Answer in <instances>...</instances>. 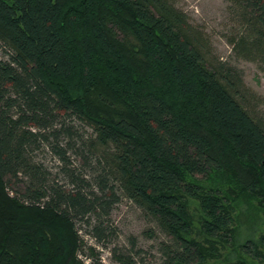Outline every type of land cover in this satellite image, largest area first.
I'll list each match as a JSON object with an SVG mask.
<instances>
[{
    "label": "trees",
    "instance_id": "obj_1",
    "mask_svg": "<svg viewBox=\"0 0 264 264\" xmlns=\"http://www.w3.org/2000/svg\"><path fill=\"white\" fill-rule=\"evenodd\" d=\"M233 1L264 55V0ZM0 40V264H88L77 219L101 241L121 197L173 237L164 264L264 257V124L167 0H0Z\"/></svg>",
    "mask_w": 264,
    "mask_h": 264
},
{
    "label": "rangeland",
    "instance_id": "obj_2",
    "mask_svg": "<svg viewBox=\"0 0 264 264\" xmlns=\"http://www.w3.org/2000/svg\"><path fill=\"white\" fill-rule=\"evenodd\" d=\"M167 1L183 14L185 30L206 65L217 72L249 114L264 124V55L251 44L252 29L242 6L233 0ZM7 57L8 50L0 40V59ZM69 120L79 126L85 137L94 136L89 125L76 118ZM35 154L55 174L60 172L62 182H66L62 162L48 148L42 147ZM72 154L74 165H79L81 158ZM104 218L105 223L98 230L104 236L101 241L96 239L95 233H90L93 220L87 224L77 219L79 233L85 241L81 257L92 256L87 259L88 264L98 259L102 264H121L117 259L121 254L130 257L134 264H164L165 248L173 246V237L134 202L121 197L110 215ZM90 247L95 248V253ZM219 247V253L207 264H264V257L247 254V247L223 244ZM260 248L264 252L263 247Z\"/></svg>",
    "mask_w": 264,
    "mask_h": 264
}]
</instances>
